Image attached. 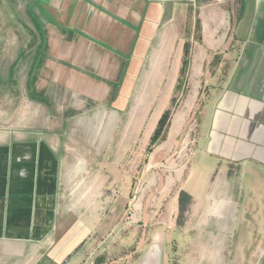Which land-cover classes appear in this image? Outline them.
I'll list each match as a JSON object with an SVG mask.
<instances>
[{"label": "rangeland", "instance_id": "374dc122", "mask_svg": "<svg viewBox=\"0 0 264 264\" xmlns=\"http://www.w3.org/2000/svg\"><path fill=\"white\" fill-rule=\"evenodd\" d=\"M12 1L0 0V134L42 137L65 156L62 208L95 222L93 262L264 264V191L246 175L234 196L209 185L189 68L174 89L166 78L156 94L148 84L140 94L136 83L127 95L116 63L89 72L71 64L63 43L76 33L74 10H24V0L16 10ZM124 24L133 45L136 24ZM110 35L101 39L108 50L120 41ZM166 111L170 121L152 145ZM221 198L227 217L211 206Z\"/></svg>", "mask_w": 264, "mask_h": 264}, {"label": "crops", "instance_id": "0c3cea01", "mask_svg": "<svg viewBox=\"0 0 264 264\" xmlns=\"http://www.w3.org/2000/svg\"><path fill=\"white\" fill-rule=\"evenodd\" d=\"M24 7L74 10L76 33L63 43H71V64L89 72L116 63L127 95L136 83L140 94L145 84L156 94L166 78L176 88L186 58L201 99L199 163L208 179L214 175L209 185L234 196L246 175L264 191V0H24ZM124 23L136 24L133 45ZM107 33L120 40L111 50L101 40ZM67 174L65 156L42 137L0 134V264H95V222L62 208ZM228 204L211 206L227 217Z\"/></svg>", "mask_w": 264, "mask_h": 264}, {"label": "trees", "instance_id": "16d2710c", "mask_svg": "<svg viewBox=\"0 0 264 264\" xmlns=\"http://www.w3.org/2000/svg\"><path fill=\"white\" fill-rule=\"evenodd\" d=\"M189 55V50H188V46L185 47V57H188ZM187 67H188V60H184V64H183V69L181 70V74H185L186 70H187ZM170 116H171V111H166L159 123H158V127L152 137V145H155L159 139L162 137L163 133H164V130L165 128L167 127L169 121H170Z\"/></svg>", "mask_w": 264, "mask_h": 264}]
</instances>
